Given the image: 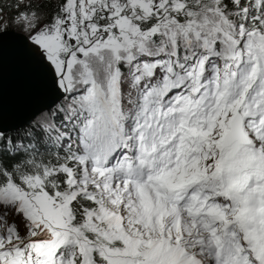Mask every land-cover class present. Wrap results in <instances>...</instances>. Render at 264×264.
<instances>
[{
    "label": "snow or ice",
    "instance_id": "1",
    "mask_svg": "<svg viewBox=\"0 0 264 264\" xmlns=\"http://www.w3.org/2000/svg\"><path fill=\"white\" fill-rule=\"evenodd\" d=\"M0 264H264V0H0Z\"/></svg>",
    "mask_w": 264,
    "mask_h": 264
},
{
    "label": "water",
    "instance_id": "2",
    "mask_svg": "<svg viewBox=\"0 0 264 264\" xmlns=\"http://www.w3.org/2000/svg\"><path fill=\"white\" fill-rule=\"evenodd\" d=\"M6 88H7V82H6ZM21 120L18 119H12L11 115L8 116V121H7V127L9 129L15 127L17 124L21 123Z\"/></svg>",
    "mask_w": 264,
    "mask_h": 264
},
{
    "label": "trees",
    "instance_id": "3",
    "mask_svg": "<svg viewBox=\"0 0 264 264\" xmlns=\"http://www.w3.org/2000/svg\"><path fill=\"white\" fill-rule=\"evenodd\" d=\"M6 2H7V0H6Z\"/></svg>",
    "mask_w": 264,
    "mask_h": 264
}]
</instances>
